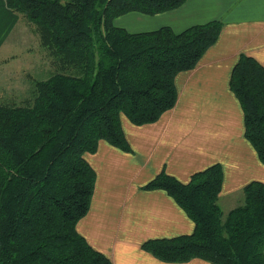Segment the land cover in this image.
I'll use <instances>...</instances> for the list:
<instances>
[{
  "label": "trees",
  "instance_id": "16d2710c",
  "mask_svg": "<svg viewBox=\"0 0 264 264\" xmlns=\"http://www.w3.org/2000/svg\"><path fill=\"white\" fill-rule=\"evenodd\" d=\"M186 0H5L48 52L47 77H29L27 95L0 96V264H112L78 233L96 173L85 159L101 140L131 153L121 117L156 122L177 101L175 77L193 69L223 22L179 33H131L114 25L130 12L154 15ZM229 88L243 113L244 137L264 165V66L240 54ZM220 164L187 183L162 170L143 190L161 189L194 224L191 234L149 239L141 249L166 263L264 264V183L243 188L225 216L217 203Z\"/></svg>",
  "mask_w": 264,
  "mask_h": 264
},
{
  "label": "crops",
  "instance_id": "0c3cea01",
  "mask_svg": "<svg viewBox=\"0 0 264 264\" xmlns=\"http://www.w3.org/2000/svg\"><path fill=\"white\" fill-rule=\"evenodd\" d=\"M212 20L223 22L221 33L193 69L176 75L174 107L150 124L137 126L121 117L132 152L101 140L95 153L85 154L96 182L89 211L76 229L112 264H211L198 258L166 263L141 249L149 239L194 230L193 222L165 191L142 189L162 170L187 183L194 173L220 164L223 182L217 203L223 216L242 203L248 183H264V165L244 137L243 113L229 88L240 54L264 66V0H186L178 8L154 15H121L114 25L131 33L161 27L179 33ZM21 26L26 32L28 24L21 15L0 0V57L21 54V48L9 41Z\"/></svg>",
  "mask_w": 264,
  "mask_h": 264
},
{
  "label": "rangeland",
  "instance_id": "374dc122",
  "mask_svg": "<svg viewBox=\"0 0 264 264\" xmlns=\"http://www.w3.org/2000/svg\"><path fill=\"white\" fill-rule=\"evenodd\" d=\"M19 29L22 31L19 32ZM17 28L9 41L14 42L22 50L21 54L4 55L0 58V96L4 99H17L20 101L29 90V77L42 79L49 75L51 60L48 52L40 45L38 36L32 26H27L26 32L23 26ZM25 33V35L23 34ZM11 57V58H10ZM28 86L23 85L26 81ZM11 90H21L20 94H8Z\"/></svg>",
  "mask_w": 264,
  "mask_h": 264
}]
</instances>
